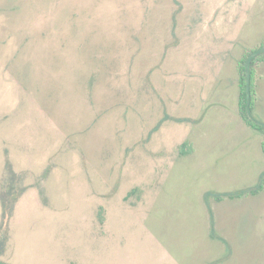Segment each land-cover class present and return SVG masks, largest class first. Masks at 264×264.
Instances as JSON below:
<instances>
[{
  "label": "rangeland",
  "instance_id": "rangeland-1",
  "mask_svg": "<svg viewBox=\"0 0 264 264\" xmlns=\"http://www.w3.org/2000/svg\"><path fill=\"white\" fill-rule=\"evenodd\" d=\"M259 46L264 0H0V260L264 264Z\"/></svg>",
  "mask_w": 264,
  "mask_h": 264
},
{
  "label": "trees",
  "instance_id": "trees-1",
  "mask_svg": "<svg viewBox=\"0 0 264 264\" xmlns=\"http://www.w3.org/2000/svg\"><path fill=\"white\" fill-rule=\"evenodd\" d=\"M264 62V48L262 46L254 47L245 50L237 61L238 75V96H237V111L242 121L251 129L257 131L264 136V123L252 119V112L256 105V68ZM262 151L264 152V141L261 143ZM264 174L262 175V178ZM263 189V181L261 180L257 186L238 191L230 197H241L244 194L256 195ZM10 193V192H8ZM15 199V195L8 196ZM11 203H9L10 206ZM8 207V204L5 206ZM0 264H7L0 260Z\"/></svg>",
  "mask_w": 264,
  "mask_h": 264
}]
</instances>
